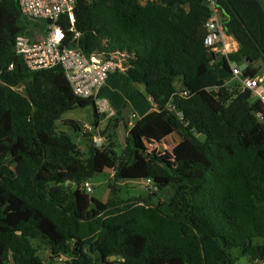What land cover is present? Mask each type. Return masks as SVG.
<instances>
[{"label":"trees","instance_id":"16d2710c","mask_svg":"<svg viewBox=\"0 0 264 264\" xmlns=\"http://www.w3.org/2000/svg\"><path fill=\"white\" fill-rule=\"evenodd\" d=\"M216 4L237 43L227 57L203 43V0L74 1L73 23L58 22L61 45L117 58L122 69L109 77L141 86L156 106L128 128L121 153L106 136L85 156L56 121L90 106L97 127L93 99L75 96L60 66L26 67L14 42L28 22L17 0H0V264L264 262V106L221 74L229 62L242 76L264 71V6ZM60 120L90 139L75 120ZM173 132L181 140L170 152L148 151ZM106 170L114 183L99 201L83 184ZM146 178L156 192L118 195V182ZM33 241L51 251L47 261Z\"/></svg>","mask_w":264,"mask_h":264},{"label":"built area","instance_id":"2783aa9c","mask_svg":"<svg viewBox=\"0 0 264 264\" xmlns=\"http://www.w3.org/2000/svg\"><path fill=\"white\" fill-rule=\"evenodd\" d=\"M74 1L17 0L28 26L25 32L15 38L14 50L30 70L60 66L73 94L79 98H92L101 121H107L117 116V109L101 90L108 77L121 70L122 65L117 58L101 59L95 55L87 57L78 48L61 45L63 31L58 22L63 15H68L71 24L73 23ZM203 1L210 12L205 22L203 43L217 56L227 57L237 49V43L231 35L224 32L216 0ZM229 65L230 75L238 81L239 91H249L255 98L260 99L264 106V71L256 76H242L240 67L234 62H229ZM13 88L22 94L25 91L24 85ZM182 93L187 94L186 91ZM257 116L264 122L261 114ZM82 130L91 134V142L95 147L102 146L104 137L97 132V127L84 124ZM142 184L150 192L157 191L150 178L143 179ZM83 187L89 193L93 186L86 181ZM58 259L61 260L62 257Z\"/></svg>","mask_w":264,"mask_h":264},{"label":"rangeland","instance_id":"374dc122","mask_svg":"<svg viewBox=\"0 0 264 264\" xmlns=\"http://www.w3.org/2000/svg\"><path fill=\"white\" fill-rule=\"evenodd\" d=\"M260 1L263 3V6H264V0H260ZM229 81L232 82L230 84H233L235 82L232 79H230ZM111 83H112V85H115L117 83L119 86H121L125 89L124 94H125V97L127 98L126 101H131L135 105L136 109H138V108L143 109V108H146L147 105L149 106V103H147V101L145 99L146 96L144 95V92L141 89V86H139V85L132 86L130 88V90H128L129 83L127 81H122V80L118 79L117 77H111ZM122 96L119 98H118L117 94H114L111 96V99L114 101L116 106L120 107V103H121L120 99H123V100L125 99V97L124 96L122 97ZM85 109L88 110V112ZM73 115H81L84 119L91 117V120H92V118H93L91 107L87 106L86 108L77 107L73 110H69V111L65 112L60 117V119L67 118L68 116H73ZM60 119H58L56 121L57 128L60 130H63L64 132H68V134L73 139V141L77 142V136L74 133L75 131L72 129L71 126L64 125ZM104 131H105V129H104ZM97 132H101V130L99 129V130H97ZM106 132H112V128L110 130H107ZM109 137L111 138V135H109ZM111 140H112V138H111ZM83 147L85 148V154L84 155L86 156L87 150H88V144L86 146L85 141H84ZM147 149H148V151L156 150V149H152V147H150V145H147ZM115 150L117 153H121V151H122V146L119 143V141H118V144H117ZM88 182L91 185H93L92 191L89 192V195L92 196L93 198L99 200V201H106L108 194H109V187L108 186H109V184L114 183V180L112 179L111 173L107 170L103 171L102 173L94 175L92 178H90L88 180ZM137 183H138L137 186H133L130 183H122V182H118L117 184L115 183L117 188H118L117 189L118 195L122 198H128V197H133V196H137V195L147 196L150 193L149 189L146 188L144 185H142V181L141 182L137 181ZM160 196L162 199L167 201L169 196H170V189L166 188L164 194H161ZM33 243H35V246H37L39 248V253L44 254V256H45L44 260L47 261L50 258V252L51 251L49 249H47L46 247H44V245L39 244L38 242L33 241ZM233 254L235 256L237 255L235 250L233 251ZM5 264H12V263L7 262ZM235 264H252V263L249 261L248 257L238 256L235 258Z\"/></svg>","mask_w":264,"mask_h":264},{"label":"crops","instance_id":"0c3cea01","mask_svg":"<svg viewBox=\"0 0 264 264\" xmlns=\"http://www.w3.org/2000/svg\"><path fill=\"white\" fill-rule=\"evenodd\" d=\"M221 74L223 77L227 78L226 82H230L229 80L232 79L231 75L228 72H223ZM111 77H114V76H111ZM111 77H108L106 84L104 86L105 87V95L108 97L110 102L116 107L117 116L115 118L116 120L114 119L111 121L112 132H105L103 137L105 139L106 136L111 135L112 140L110 137L109 138L112 142H114V144H115L114 148H116L118 141H119V143L121 144L122 149H123V147L125 145V138L127 135L128 128H130L135 123L136 119L144 116L145 114H147L150 111L155 110L156 108H155V105L150 100V98L145 97L147 103H149V106L147 105V107L143 108V109H139V108L136 109L135 105L131 101H126L127 98L125 97V94H124L125 89L123 87L119 86L117 83L115 85H112ZM141 89L143 91L142 87H141ZM114 94H117L118 98L121 97L122 95L125 97L124 100L120 99L121 100L120 107L116 106L114 101L111 99V96ZM86 107L87 106H85L83 108H86ZM71 110H73V109H71ZM86 111L88 112V110H86ZM91 111H92V108H91ZM124 111H125V113H124ZM65 112H67V111H65ZM126 116H127L128 121H126V118H125ZM63 119L75 120L81 126H83L84 124H92V122H93V118H92V120H91V117L84 119L81 115L68 116L67 118H63ZM107 122L108 121H101L100 120L98 125H97V128L100 130L107 128V124H108ZM74 133L77 136V143H78L79 149L85 153V148L83 147L84 141H85V144L87 146V144H90L91 140L88 138H84L82 136V133H83L82 131L81 132L75 131ZM180 140H181L180 135L176 132H173L170 135H168L167 137H165L163 140H161L160 142H154V143H151L149 145H150V147H152V149H156L157 151H160V152L168 151V152H170L172 150V148L178 142H180ZM137 181L141 182L142 180L141 179H139V180H122L121 182L122 183H130L133 186H137L138 185ZM260 264H264V262H260Z\"/></svg>","mask_w":264,"mask_h":264},{"label":"water","instance_id":"95a60500","mask_svg":"<svg viewBox=\"0 0 264 264\" xmlns=\"http://www.w3.org/2000/svg\"><path fill=\"white\" fill-rule=\"evenodd\" d=\"M124 113H125V111H124ZM125 118H126V121H128L127 116H126ZM69 184H71V182H69ZM110 258H111V259H114L115 256H111Z\"/></svg>","mask_w":264,"mask_h":264},{"label":"clouds","instance_id":"9594fccd","mask_svg":"<svg viewBox=\"0 0 264 264\" xmlns=\"http://www.w3.org/2000/svg\"><path fill=\"white\" fill-rule=\"evenodd\" d=\"M90 140H91V136H90ZM92 143V142H91Z\"/></svg>","mask_w":264,"mask_h":264}]
</instances>
